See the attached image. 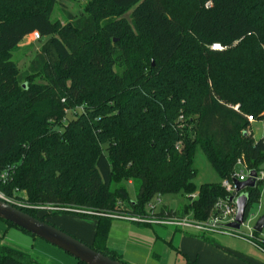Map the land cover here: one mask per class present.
<instances>
[{
  "label": "trees",
  "instance_id": "trees-1",
  "mask_svg": "<svg viewBox=\"0 0 264 264\" xmlns=\"http://www.w3.org/2000/svg\"><path fill=\"white\" fill-rule=\"evenodd\" d=\"M56 1L0 0V171H9L0 192L25 203L17 209L43 222L34 208L85 218L78 211L124 205L136 215L182 195L189 205H164L159 216L207 221L230 195L221 183L197 190V146L221 181L240 159L264 170V139H252L245 117L264 119V0H89L80 28L51 21ZM35 32L47 38L44 64L22 86L12 55ZM72 109L82 110L66 121ZM263 185L246 190L245 220ZM89 218L90 247L117 261L107 248L113 222ZM1 241L0 264H35ZM253 244L264 252V240Z\"/></svg>",
  "mask_w": 264,
  "mask_h": 264
},
{
  "label": "rangeland",
  "instance_id": "rangeland-1",
  "mask_svg": "<svg viewBox=\"0 0 264 264\" xmlns=\"http://www.w3.org/2000/svg\"><path fill=\"white\" fill-rule=\"evenodd\" d=\"M89 0H57L55 7L50 15L51 21L64 23H71L73 26L80 28L84 23V9L86 3ZM47 40V38H41L35 40L32 35L27 36L13 52L12 60L19 68V75L17 76V83L26 86V79L32 76L42 69L44 64V57L40 52V46ZM218 46L217 44H214ZM212 50V49H211ZM73 110V111H72ZM67 112L66 121L71 120L78 115L80 109H72ZM65 124V122H64ZM259 124H255L252 129L254 134L260 135V128H257ZM61 130V129H60ZM250 133V128L248 129ZM251 135V133H250ZM252 136V135H251ZM193 168L197 172L196 177L193 179V184L199 189L201 185L209 183H221L219 176L212 169L210 163L200 148L197 146L193 154ZM128 191L129 201L132 202L136 197L135 187L131 185H125ZM246 192V191H244ZM1 193V192H0ZM3 194V193H1ZM25 193H19L18 196L22 197ZM6 199L13 200L15 203L25 206V203L15 201L13 197H8L3 194ZM154 199L151 203L157 205L152 212H160L165 205L174 212L183 210L186 205H189L190 201L182 195H163L160 197V203L156 204ZM121 212L110 213H94L87 211H78L85 218L73 215V214H59L53 215L55 207L42 206L34 208L38 211L37 216L44 217L46 222L55 225L57 228L67 233L69 236H73L83 244L92 246L94 242V234L96 230L97 222L93 218L89 217H104L113 222L112 229L110 231L108 240V249L117 253L115 259L117 262L123 264H184L185 260L181 253H184L190 263L195 264L197 259L196 249L203 247L215 251L214 256L219 254L211 261L205 262V264H221L223 258H232L237 260L240 264H248L244 261L245 256L253 261H258L260 264H264V252L257 248L253 242L256 238L264 240V229L261 233L253 232V227L257 221L264 216V185L261 188V194L258 203L251 206L249 209L246 220L241 228L236 231L237 235L244 236L246 238H240L237 235L230 233H211L201 234L193 229L174 228L171 226H159V225H142L136 222H130L127 220L118 219L116 217H131L134 215L130 212L128 206L123 205ZM63 210H68L64 209ZM77 211V210H76ZM151 210L149 206L145 209V214H136L144 217L148 215ZM179 217H189L191 214L181 215ZM254 234L255 239H250V235ZM203 235V237H202ZM184 237L188 238L184 239ZM0 238L1 245L12 248L16 251L26 253L30 255L35 264H77V260L71 255L66 254L57 247L52 246L43 239L32 237L29 234L22 232L21 230L9 226L0 220ZM115 246V247H113ZM231 249L239 253H243V258L237 255L224 251L222 249ZM190 255L186 254V252ZM203 264V263H202Z\"/></svg>",
  "mask_w": 264,
  "mask_h": 264
},
{
  "label": "water",
  "instance_id": "water-1",
  "mask_svg": "<svg viewBox=\"0 0 264 264\" xmlns=\"http://www.w3.org/2000/svg\"><path fill=\"white\" fill-rule=\"evenodd\" d=\"M84 1V0H81ZM257 172L250 171L249 177L244 181L233 180V186L236 188L238 194L234 203L236 205V214L234 221L229 223L228 228L238 231L241 225L245 221V211L248 206V195L246 190L256 188ZM233 197H229L228 200L232 201ZM0 220L9 222L15 225L21 230L33 235L36 238L43 239L47 243L54 247L59 248L66 254L72 255L77 261L82 264H123L121 262L114 261L103 253L94 251L90 246L83 244L73 236H69L56 226L47 224L36 218L31 217L24 211L17 209L10 203H6L0 199ZM264 229V216H262L255 226L253 232L261 233Z\"/></svg>",
  "mask_w": 264,
  "mask_h": 264
},
{
  "label": "built area",
  "instance_id": "built-area-1",
  "mask_svg": "<svg viewBox=\"0 0 264 264\" xmlns=\"http://www.w3.org/2000/svg\"><path fill=\"white\" fill-rule=\"evenodd\" d=\"M32 37H34L35 40H40V37L38 33H33ZM211 49L215 52H221L222 50H225L224 47L220 46H210ZM236 112H240V109H238V106L231 107ZM82 110V109H80ZM248 124L250 126L254 124L257 121H260L257 118H253L252 116H245ZM261 139H264V128ZM252 137V136H251ZM9 171L6 169L4 171H0V183L6 182L8 179V173ZM249 172L244 162L240 159L236 162L235 167L233 168V173L228 179H225L221 182V187L227 191V193L230 195L229 197H233L232 201H229L228 198L225 200L219 199L215 202V205L213 206L210 216L208 217L207 221H197L189 217H179L176 216H168L166 214H163L162 216H159L160 212L154 213L152 212L153 209L157 205L155 204H148L151 212L148 213V215H145L144 217L139 215H132L131 217H116L118 219H124L130 222H136L138 224L142 225H159V226H171L174 228H182V229H193L198 231L201 234H211V233H230L233 235H237L235 230H232L228 228V224L234 221V216L236 214V205L234 203L235 199L237 198L238 194L236 193V188L233 186V180L244 181L249 177ZM264 181V170H260V172L257 173L256 181ZM197 194L191 195L189 198L191 201H194L196 199ZM0 199L4 202H8L11 205L19 208H23L20 204L15 203L13 200L6 199L3 194L0 193ZM155 203H160L159 198L155 200ZM119 206H122L121 203H118ZM123 207V206H122ZM245 222V221H244ZM243 222V223H244ZM243 225V224H242ZM241 225V226H242ZM240 238H246L244 236L237 235ZM250 239H255L254 234H251Z\"/></svg>",
  "mask_w": 264,
  "mask_h": 264
},
{
  "label": "crops",
  "instance_id": "crops-1",
  "mask_svg": "<svg viewBox=\"0 0 264 264\" xmlns=\"http://www.w3.org/2000/svg\"><path fill=\"white\" fill-rule=\"evenodd\" d=\"M255 124H259V126L257 127V128H260V135H258V134H254V131H253V129H252V127L255 125ZM263 128H264V119H262V120H260V121H257V122H255L254 124H252L251 126H250V133H251V135H252V139L253 140H259L261 137H262V133H263ZM109 235H110V233H109ZM109 237V236H108ZM202 237H203V235H202ZM110 238V237H109ZM109 238H108V240H109ZM184 239H187L188 241H189V239L188 238H186V237H184ZM113 247H115V246H113ZM107 248H108V241H107ZM222 250H224V251H229V252H231V253H233V254H235V255H237L238 257H240V258H243L245 255L242 253H239V252H236V251H234V250H231V249H222ZM211 251H215V250H209V249H207V248H204L203 249V247L201 248V249H196V257H197V259H196V261H195V264H205V262H207V261H211V260H213L214 259V261H215V257H217L219 254H217V255H215L214 256V252H211ZM186 252V251H185ZM186 254H188V255H190L189 253H187L186 252ZM181 255H182V257H183V260H188L187 259V257H186V255L184 254V253H181ZM245 258H247V260L245 259L244 261L246 262H248V264H260L258 261H253V260H250V259H248V257L247 256H245ZM244 259V258H243ZM189 261V260H188ZM220 263L221 264H240L237 260H234V259H232V258H227V259H225V258H223V261L221 260L220 261Z\"/></svg>",
  "mask_w": 264,
  "mask_h": 264
},
{
  "label": "bare ground",
  "instance_id": "bare-ground-1",
  "mask_svg": "<svg viewBox=\"0 0 264 264\" xmlns=\"http://www.w3.org/2000/svg\"><path fill=\"white\" fill-rule=\"evenodd\" d=\"M212 46H215V45H212Z\"/></svg>",
  "mask_w": 264,
  "mask_h": 264
}]
</instances>
